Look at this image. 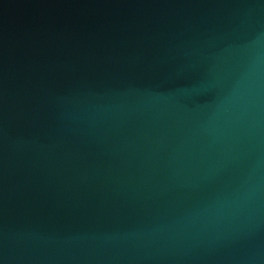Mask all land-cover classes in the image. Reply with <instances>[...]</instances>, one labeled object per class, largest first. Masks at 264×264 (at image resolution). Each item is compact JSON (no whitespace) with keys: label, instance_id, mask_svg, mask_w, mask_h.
<instances>
[{"label":"water","instance_id":"water-1","mask_svg":"<svg viewBox=\"0 0 264 264\" xmlns=\"http://www.w3.org/2000/svg\"><path fill=\"white\" fill-rule=\"evenodd\" d=\"M0 264H264V0H0Z\"/></svg>","mask_w":264,"mask_h":264}]
</instances>
